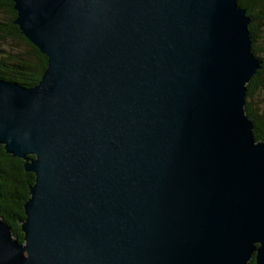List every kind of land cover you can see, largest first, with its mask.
<instances>
[{"label": "water", "instance_id": "95a60500", "mask_svg": "<svg viewBox=\"0 0 264 264\" xmlns=\"http://www.w3.org/2000/svg\"><path fill=\"white\" fill-rule=\"evenodd\" d=\"M0 1L47 58L33 87L0 79V145L34 175L0 264H264L238 0Z\"/></svg>", "mask_w": 264, "mask_h": 264}, {"label": "trees", "instance_id": "16d2710c", "mask_svg": "<svg viewBox=\"0 0 264 264\" xmlns=\"http://www.w3.org/2000/svg\"><path fill=\"white\" fill-rule=\"evenodd\" d=\"M238 4L250 19L251 51L262 62L246 86L244 111L253 124L255 140L264 141V100L253 101L256 92L264 90V0H238ZM16 17L14 4L0 1V79L29 88L40 81L47 58L21 34ZM33 183L34 175L24 170L23 161L0 145V218L19 242L23 240L24 204Z\"/></svg>", "mask_w": 264, "mask_h": 264}, {"label": "rangeland", "instance_id": "374dc122", "mask_svg": "<svg viewBox=\"0 0 264 264\" xmlns=\"http://www.w3.org/2000/svg\"><path fill=\"white\" fill-rule=\"evenodd\" d=\"M262 100H264V90L259 91V92L257 91L253 98V101L256 102V101H262Z\"/></svg>", "mask_w": 264, "mask_h": 264}]
</instances>
